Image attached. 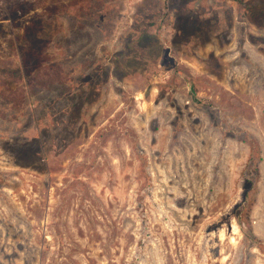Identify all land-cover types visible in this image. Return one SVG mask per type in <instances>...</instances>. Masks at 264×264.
I'll return each mask as SVG.
<instances>
[{"label":"rangeland","instance_id":"374dc122","mask_svg":"<svg viewBox=\"0 0 264 264\" xmlns=\"http://www.w3.org/2000/svg\"><path fill=\"white\" fill-rule=\"evenodd\" d=\"M0 264H264V0H0Z\"/></svg>","mask_w":264,"mask_h":264},{"label":"trees","instance_id":"16d2710c","mask_svg":"<svg viewBox=\"0 0 264 264\" xmlns=\"http://www.w3.org/2000/svg\"><path fill=\"white\" fill-rule=\"evenodd\" d=\"M41 61V58H40V56H37V54H36V52L35 51H30V52H27L26 54H23V56H22V61H23V63H24V65L27 67V66H29V67H31L32 65H33V62L34 61ZM41 68V66L40 67H38V68H36V69H40ZM53 68V67H52ZM247 197V199H246V202H245V204H243V207L244 208H247L248 207V201H249V198H248V195L246 196Z\"/></svg>","mask_w":264,"mask_h":264}]
</instances>
